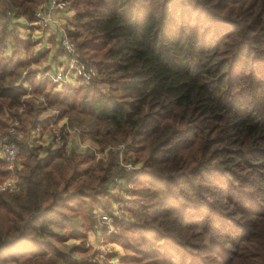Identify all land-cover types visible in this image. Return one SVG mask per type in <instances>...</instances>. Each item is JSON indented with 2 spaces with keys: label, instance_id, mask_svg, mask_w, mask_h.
<instances>
[{
  "label": "trees",
  "instance_id": "1",
  "mask_svg": "<svg viewBox=\"0 0 264 264\" xmlns=\"http://www.w3.org/2000/svg\"><path fill=\"white\" fill-rule=\"evenodd\" d=\"M64 1L66 32L97 77L55 92L50 81L21 78L30 43L9 29L48 0H0V139L17 119L23 157L16 190L0 192V264H75L71 255L85 254L66 250L65 234L74 219L80 229L91 220L81 205L126 172L115 146L142 167L124 263L264 264V0ZM12 39L21 51L7 57ZM17 79L43 101L23 99ZM56 105L107 158L75 143L66 151L69 134L58 146L32 138ZM9 174L0 158V180Z\"/></svg>",
  "mask_w": 264,
  "mask_h": 264
},
{
  "label": "rangeland",
  "instance_id": "2",
  "mask_svg": "<svg viewBox=\"0 0 264 264\" xmlns=\"http://www.w3.org/2000/svg\"><path fill=\"white\" fill-rule=\"evenodd\" d=\"M61 15L63 16V14ZM65 15H67L66 21L64 23L63 22H60V23L66 28L68 26L70 27L72 23L71 8L69 9V11L64 12V16ZM14 22L15 21H13V23ZM29 23H32V22H27L24 20L21 23H17V25L15 24L14 26H10L9 29H11L10 33H11L12 38L13 36L16 37V34H19L23 36V38L29 41L30 45L27 47L25 51H22L20 53L19 58L21 60H24L28 64L23 67L21 74L25 72L27 75H33L34 73L32 72H34L38 68H43V67L49 68L53 65L56 66V61L51 60L50 57L51 55L53 57L54 56L56 57V55L60 54V46H59V41H58L59 35L57 31L54 30L53 32L54 34H53L47 31L49 28L41 29L36 24H29ZM28 24L30 26H28ZM20 26L25 27V29H22ZM36 28H38L39 30H37ZM41 38H45V40L42 39L43 41H41ZM14 42H15L14 39H12V40H8L4 44L5 46L4 54L6 53L5 56L8 57L13 47L14 48L21 47V46H18L17 44H14ZM19 51H21V48L19 49ZM49 53H51V55H49ZM60 70H57V71H60ZM40 81H43V80H40ZM21 82L22 81H20V79H17L15 83H21ZM63 85H69L73 89L78 86H81L80 82H78L75 79H72L70 83H65L60 86L54 85V91L55 92L60 91ZM29 87L33 88L31 85ZM32 91L33 89L30 91V94H28L29 96L23 97V99H34L36 100V102L43 101L41 97L34 96L32 94ZM67 101H69V99H67ZM61 108L62 107L60 105H56V107H53L51 109H57L60 113ZM43 115L42 113L39 115L40 119L43 118ZM60 118H61V123L65 122V124L63 125L67 126L70 132L69 137H68V148L70 146V143H75L79 151L83 153L84 152L87 153L88 151L87 147L78 145V143H81V142L82 144L86 143V140H85L86 137L84 138V136L80 133L79 131L80 129L78 128L79 130H77V128L73 125L70 126L68 122L69 120L68 117L60 116ZM20 138L21 136L18 138L19 141H20ZM7 140H11V138L10 136H7L5 134L0 139V142L7 141ZM122 147L123 146L111 147L112 151H117L118 161L124 160V155H125L124 152L121 151V153H119L120 151H118V149H123ZM93 157L97 159L94 155ZM105 158L107 157H104L103 159ZM22 161H23V157L20 155L19 162H18L19 166L17 164L14 165L15 167L12 166V169H9L10 174L5 179L0 180V182L8 178L14 177L13 171L15 168L20 167V164L22 163ZM136 164L137 166L142 168L140 163H136ZM117 166L119 168H122L119 164ZM121 176H125L124 177L125 179L121 178ZM132 177H133V180L131 183L130 180L132 179ZM138 177H139V174L134 175V171H126L124 173L120 172L119 175H116L113 178L112 186L108 190V193L106 196L101 197L100 199H94V200L88 199L86 205H81L79 209L80 215L85 214L86 217H90L91 220L88 221L86 218L81 220L83 221V226H81V229H80L79 219L77 220L76 218L72 221L73 227L71 228V230H68V231L69 232L73 231V233H76L79 236L83 235L84 239L80 240L78 236L69 235V232H66L65 238H64L65 239L64 245L66 247V250L73 249L74 247H79L83 249L85 252V254H82V255L76 252L73 255H71L72 256L71 260L73 261V263L76 264L77 262V264H127V263H124L123 261H124L125 255L129 253L128 252L129 250L127 251L124 245L126 243L133 242V239H134V234H131L130 232H128L127 227H128V222H129L128 220L130 217L129 211L130 209H133V206H132L133 198H134L133 193L138 187L137 185ZM127 178H129V180H127ZM117 179H119V181H117ZM105 213H109L113 215L115 214L114 215L115 219L112 222V227L113 229H115L116 233H112V234L108 233L105 224L102 223L101 217ZM141 247L144 249L146 247L145 243ZM81 261H85V262L81 263Z\"/></svg>",
  "mask_w": 264,
  "mask_h": 264
},
{
  "label": "built area",
  "instance_id": "3",
  "mask_svg": "<svg viewBox=\"0 0 264 264\" xmlns=\"http://www.w3.org/2000/svg\"><path fill=\"white\" fill-rule=\"evenodd\" d=\"M69 3L64 0H48L45 7H38L34 11L33 21L29 24H36L41 29L49 28L53 26L58 35L59 46L62 49L65 62L64 67L57 72L51 74H42L38 80H47L53 83L54 85L60 86L65 83H70L72 79L80 82L81 86H88L92 84L93 80L97 77V73L95 68L84 61L79 57V54L76 50L75 44L70 40L66 29L63 25H61L60 19H58L55 14L56 13H64L69 11ZM28 24V25H29ZM26 73L23 72L21 78H24ZM16 88L19 91L24 90L25 94L23 97H28L31 91V87L25 89L21 87L20 83L15 84ZM50 112L47 129L46 131H42L41 125H36L31 131L32 137H40L44 142H51V145L58 146L62 144V138L66 134H70L67 126H64V123H61L60 113L57 109H48ZM18 126V120L14 117H11V121L9 122V126L6 130V135L10 136L11 140L1 141L0 142V157L4 161L6 168L12 169V166L18 165L20 158V150L13 137L16 135ZM69 132V133H68ZM71 145V143H70ZM79 146L87 147V150H90L92 154L97 159H102L107 156L109 149L97 150L95 147L78 143ZM70 148V146H69ZM68 141H66L65 150L67 151ZM123 148V147H122ZM123 149H118L121 153ZM119 165L126 171H134V175L140 172V167H137V164H134L132 161H119ZM128 165H132V170H129ZM19 166V165H18ZM15 167V166H14ZM121 179V178H120ZM129 180V178L127 179ZM133 177L130 180L132 183ZM119 181V179H117ZM129 181V182H130ZM17 188V183L15 177L8 178L2 182H0V192H14ZM115 215V214H114ZM113 214L105 213L101 217L102 223L105 224L108 233H116L115 229L112 227V222L115 219ZM96 258V257H95Z\"/></svg>",
  "mask_w": 264,
  "mask_h": 264
},
{
  "label": "crops",
  "instance_id": "4",
  "mask_svg": "<svg viewBox=\"0 0 264 264\" xmlns=\"http://www.w3.org/2000/svg\"><path fill=\"white\" fill-rule=\"evenodd\" d=\"M70 13V12H69ZM61 14H63V16L61 15ZM55 16L58 18V19H60V21L61 22H65L66 21V17H67V15H65L64 16V13H56L55 14ZM24 21V19H17V20H15V22H17V23H21V22H23ZM24 24V23H23ZM25 25V24H24ZM28 26H30V25H28ZM22 29H25V27H22V26H20ZM40 28V27H39ZM37 30H39L38 28H36ZM54 30L56 31V29L55 28H53V26H51V27H49V29L47 30V31H49V32H51V33H53L54 32ZM54 34V33H53ZM23 37V36H22ZM45 40V38H41V41H43V40ZM49 55H51V53H49ZM50 59L51 60H55L56 61V66L55 65H53V66H51V67H43V68H38V69H36L34 72H32V73H34L33 74V76L34 77H36L37 79H38V76H40V75H42V74H51V73H54V72H56L57 70H60V69H62L63 67H64V62H65V56H64V53H63V51H62V49L60 48V54L59 55H56V57L54 56H52L51 55V57H50ZM55 63V62H54ZM31 73V74H32ZM40 81V80H39ZM21 84V86L22 87H24V85L25 84H28L29 86H30V83H29V81H27L26 79H24V80H22V82L20 83ZM44 114V115H43ZM42 115H43V118H41V120H48L49 119V115H50V112L47 110V111H43L42 112ZM40 118V117H39ZM72 144V143H71ZM71 146V145H70Z\"/></svg>",
  "mask_w": 264,
  "mask_h": 264
},
{
  "label": "clouds",
  "instance_id": "5",
  "mask_svg": "<svg viewBox=\"0 0 264 264\" xmlns=\"http://www.w3.org/2000/svg\"><path fill=\"white\" fill-rule=\"evenodd\" d=\"M38 79H39V77H38ZM24 87L25 88H29V85L25 84ZM137 167H139V166H137ZM128 168H129V170H132V165H128Z\"/></svg>",
  "mask_w": 264,
  "mask_h": 264
}]
</instances>
